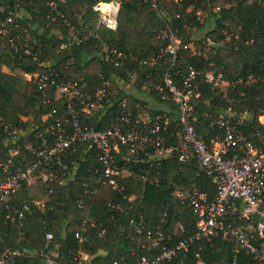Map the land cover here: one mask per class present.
Listing matches in <instances>:
<instances>
[{
  "label": "built area",
  "instance_id": "1",
  "mask_svg": "<svg viewBox=\"0 0 264 264\" xmlns=\"http://www.w3.org/2000/svg\"><path fill=\"white\" fill-rule=\"evenodd\" d=\"M144 1L163 23L155 32L157 49L141 56L126 53L98 32L89 31L96 40L93 46L98 58L112 62L127 78L112 73L94 90H89L81 77H64L63 70L68 64L59 67L56 61L44 58L46 49L57 51L66 43L28 45L27 38L20 40L14 26H8V23L16 24L20 18L12 11L0 22V48L9 46L14 52L36 60L35 70L21 71V78L41 95L44 103L54 102L43 114L45 122L42 124L0 123L6 134L2 141L5 153L0 158V222L7 227H23L26 216L36 208L39 211L36 218L46 227L48 221L43 215L51 208V183L76 182L85 162L90 163L87 171L93 174L94 180L79 182L81 192L76 194V206L82 208L102 186L110 185L119 197L110 198L107 206L122 213L132 207L134 195L124 192L121 178L139 177L143 182L158 185L162 181L164 162L191 161L195 163L196 174H205L215 185L211 198L195 182L176 186L172 192L197 216L195 231L183 235L185 228L180 223L175 224L172 231H165L162 224L169 220L163 204L156 211V224H150L143 216L130 217V238H136L141 246L148 243L151 247H160L153 258L142 255L135 264H177L175 258L179 251L194 241H210L216 236L233 238L231 264H235L240 250L264 260V102L256 117L259 127L253 126L254 138H250L244 127L251 126L253 118L247 107L238 105L237 98L244 95V91L237 89L239 84H250L259 76L264 77V60L261 75L242 72L231 78L214 67L200 68L190 63L181 67L178 53L181 44L193 52H200L202 48L194 40L182 38L158 0ZM190 1L187 12L193 10L199 21L207 17L208 12L198 7L196 0ZM256 3L264 10V0H256ZM50 4L49 14L54 18L60 13ZM120 6L121 0H96L92 4L98 17L96 25L115 30ZM220 6L218 2L212 9L219 11ZM174 15L180 16L179 13ZM210 20V35L219 31L223 36L210 39L212 44L207 49L233 40L256 44L255 32L240 34L241 24L232 27L230 22L223 21L216 27L213 19ZM259 47L264 56V33ZM137 65L157 66L162 70L155 75L149 71L145 75L146 84H138ZM202 81L209 84L213 95L225 103V108L214 113L208 110L200 115L195 113V100L200 96ZM131 88L162 107L151 106L146 96L133 94ZM151 89L156 91L155 95L149 91ZM32 187L45 192L48 198L20 199L22 189L29 193ZM88 225L96 224L85 217L81 220L82 230L75 231L79 242L86 239L83 231ZM55 230L46 231L41 249L27 246L0 249V264H34L37 257L41 264H96L80 247L59 252L57 244L53 243ZM103 232L104 229H98L100 235ZM196 257L198 264H203L198 253ZM123 261L121 255L113 264Z\"/></svg>",
  "mask_w": 264,
  "mask_h": 264
},
{
  "label": "trees",
  "instance_id": "2",
  "mask_svg": "<svg viewBox=\"0 0 264 264\" xmlns=\"http://www.w3.org/2000/svg\"><path fill=\"white\" fill-rule=\"evenodd\" d=\"M12 2L13 6L0 3L3 5V8H0V22L7 17L9 11H12L20 18L16 24L8 23V26L10 28L14 26L20 40L27 38L28 45L59 46L62 42L66 43L64 48L57 51L46 49L44 58L56 61L59 67L68 64L63 70L64 77L69 76L72 79L81 77L89 90L100 86L102 80L109 78L112 73H119L125 77L121 69L112 62L98 58L96 48L93 46L96 40L89 31L98 32L110 44L126 53L138 56L147 54L153 49L156 50L158 47L155 43V32L163 23L144 0H121L115 30L96 25L98 17L92 9V4L96 0H23L19 2L12 0ZM218 2L221 4L220 9L214 11L212 8ZM50 3H53L60 13L54 15V18L49 14ZM158 3L160 8L171 17L173 25L179 29L182 38L186 41L193 40L191 30H201L209 24L208 18L205 17L199 21L193 14V10L186 11L191 3L190 0H158ZM196 5L208 12L209 18L213 19L216 27L221 26L223 21H228L232 27L241 24L243 30L240 34L243 36L255 32L256 44L247 45L243 40H235V42L233 40L220 46L214 45L207 50L202 48L200 52H193L181 44L178 49L181 67L186 63L200 68L214 67L221 70L227 78L242 72L261 75L264 56L259 45L261 35L264 33V10L256 3V0L250 3L246 0H196ZM24 12L44 27L43 32H38L21 17V13ZM176 13L180 14L177 18L174 15ZM208 34L210 35V32ZM222 36V33L218 31L211 37L215 39ZM194 41L198 43V40ZM70 60L72 61L69 62ZM1 65L7 66L10 71H3ZM36 66V60H33L31 56L14 52L9 46L0 48V123L2 121L24 126L45 122L42 121V116L52 108L54 102L44 103L41 95L36 93L28 82L21 85L17 72H13L14 70L19 73L33 71ZM137 69V81L140 82L138 84H146L145 75L149 71L153 72V75L158 74L162 67L137 65ZM174 78L177 79L176 74ZM262 78L264 77L259 76L253 83L237 86L238 90L244 91V95H237L238 105L247 107L253 118L252 125L244 127L245 133L250 138H254L253 126L259 127L256 117L258 108L264 102V79ZM149 91L155 95L154 89ZM121 95H124L123 91ZM218 98L213 95L209 84L202 81L200 96L195 100V113L200 115L207 110L214 113L225 108V103ZM5 136L0 125V158L4 157L5 153L2 142ZM89 164L85 162L81 165L76 182L51 183L53 187L49 200L51 208L43 215L48 221L46 227H43L41 221L36 218L39 215L36 208L33 209L32 214L26 216L23 227H7L0 222V249L22 246L41 249L45 242L46 231L56 229L53 243L57 244L59 252L80 247L96 264H113V261L119 259L121 255L124 256L122 264H135L142 255L149 259L153 258L160 251V247H151L148 243L141 246L136 238L131 239L132 230L128 224L130 217L143 216L150 221V224H156V211L163 204L166 206L169 223L162 224V228L165 231H172L175 224L180 223L185 228L182 234L186 235L195 231L197 216L191 212L187 203H180L173 196L174 188L195 182L207 192L210 198L215 194V185L209 177L205 174H196L195 163L173 159L171 162H164L162 181L158 185L143 182L139 177L119 180L125 187L124 192L134 195L132 207H127L124 212H115L107 206L110 198L119 197L110 185L102 186L92 199L86 200L84 206L78 208L75 197L81 192L79 182L94 180L93 174L87 171ZM29 196L30 193L23 188L20 199L29 198ZM85 217H89L96 225H88L86 231H83L86 239L79 242L75 231L82 230L81 220ZM98 229H104L102 235L98 233ZM232 243L233 238L224 239L221 236H216L210 241L197 240L179 251L175 262L198 264L196 257L198 253V258L203 264H231ZM100 250H103V253ZM34 264H41L40 257L35 259ZM235 264H264V260L256 259L244 250H240Z\"/></svg>",
  "mask_w": 264,
  "mask_h": 264
},
{
  "label": "rangeland",
  "instance_id": "3",
  "mask_svg": "<svg viewBox=\"0 0 264 264\" xmlns=\"http://www.w3.org/2000/svg\"><path fill=\"white\" fill-rule=\"evenodd\" d=\"M206 18H208L207 22H209V24L208 25H205L204 24L205 27L203 29H201V30H199V29H195V30L193 29V30H191V37L193 38V40H198V43L197 44L200 46V48H205L207 50V48L209 46H211V44H212L211 41H210V39H214V38L211 37L208 34V30L211 27L209 15H207ZM1 66H2L1 69L3 71H8V72L10 71L9 69H7L6 67H4L3 65H1ZM13 72H17L18 77H19V80L21 81L20 82L21 85H22V83H26V81L21 78V72L19 73L17 70H14ZM131 92L133 94H135V95L146 96L144 93L138 91L136 88H131ZM147 98H148L151 106H153V107H162V105L159 104V103H157L154 99H152L150 97H147ZM29 193H30V196H32L34 198H40L42 200H46L48 198V196L43 191H37L33 187H32V190H30Z\"/></svg>",
  "mask_w": 264,
  "mask_h": 264
},
{
  "label": "crops",
  "instance_id": "4",
  "mask_svg": "<svg viewBox=\"0 0 264 264\" xmlns=\"http://www.w3.org/2000/svg\"><path fill=\"white\" fill-rule=\"evenodd\" d=\"M0 3L2 4H8L10 6H13L14 3L12 2V0H0ZM0 8H3V5L0 4ZM21 17L25 20L28 21L29 25L31 27H33L34 29H36L38 32H43L44 27L41 26L40 24H38L31 16H29V14H27L26 12L21 13ZM55 30V29H53ZM4 67H6L8 69L7 66L3 65ZM101 253H103V250H100Z\"/></svg>",
  "mask_w": 264,
  "mask_h": 264
}]
</instances>
